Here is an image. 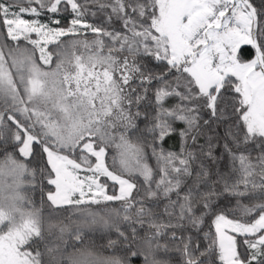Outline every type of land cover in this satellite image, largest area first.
<instances>
[{
	"label": "snow or ice",
	"instance_id": "6c2138e0",
	"mask_svg": "<svg viewBox=\"0 0 264 264\" xmlns=\"http://www.w3.org/2000/svg\"><path fill=\"white\" fill-rule=\"evenodd\" d=\"M264 264V0H0V264Z\"/></svg>",
	"mask_w": 264,
	"mask_h": 264
},
{
	"label": "trees",
	"instance_id": "16d2710c",
	"mask_svg": "<svg viewBox=\"0 0 264 264\" xmlns=\"http://www.w3.org/2000/svg\"><path fill=\"white\" fill-rule=\"evenodd\" d=\"M133 264H136V262H135V261H133Z\"/></svg>",
	"mask_w": 264,
	"mask_h": 264
}]
</instances>
